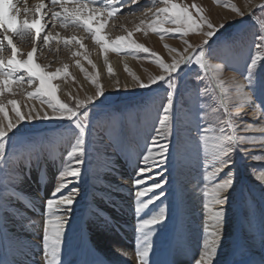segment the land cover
<instances>
[{"label": "rangeland", "instance_id": "rangeland-1", "mask_svg": "<svg viewBox=\"0 0 264 264\" xmlns=\"http://www.w3.org/2000/svg\"><path fill=\"white\" fill-rule=\"evenodd\" d=\"M170 2L188 7L194 15L199 11L216 27L225 23V26L213 38V49L224 42L231 44L228 68L222 72L214 73L209 69L205 73L196 66H183L176 74L178 86L174 97L173 134L168 157L162 168L155 170L163 173L161 180L166 183L160 190L162 198L141 216V219L147 218L157 212L161 206H166L167 219L162 228L167 231V229L170 230L169 227H174L172 235L176 236L182 232V223L185 220L189 221L191 216L197 215L203 229L205 226L204 197L200 191L204 184L202 178L204 155L196 141L198 137L194 134V131L199 130L201 111L206 113V122L214 124L217 115L223 111L220 107L222 100L232 109V104L229 101L234 99L235 95L233 78L236 82H245V78L249 79L245 91L250 92L254 103L264 110V48L257 49L255 47L258 42L257 38L264 35V27H262L264 25V8L259 7L264 4V0H170ZM3 3L4 0H0V13L3 10ZM13 3L17 6L20 16L29 20L34 18L37 4L45 5L42 16L46 28L36 41L35 58L36 62L45 67L48 72H55L57 69L67 66L68 76L64 77L62 74L60 78L53 81L61 102L74 105L76 99L82 102L86 101L87 97L92 96L96 91L93 79L104 89V96L95 102V106L89 105L91 108L90 117L95 125L94 132L92 128L89 129L92 132L89 139L95 141L94 146L97 153L94 155L93 161L91 159L85 161L79 183L69 184L68 188H65L61 193V195L67 194L72 188L79 190V195L72 205L76 211L70 213V220L81 218L86 223L97 222L99 224L98 221L102 222L103 217H110V219H115L117 215L122 217L118 209L121 210V206H127L131 207L133 218L131 221H136L132 180L136 175L137 168L142 166L141 157L146 152L155 127L158 126L162 105L166 102L167 89L163 85H154L152 88H138L134 85L136 80L147 83L150 77L158 76L161 70L144 53L125 51L118 54L111 50L107 53L102 52L100 46L96 45L82 29H74L71 26L66 28L63 26L62 19H52V12L58 11L59 8L53 9L51 0H13ZM106 3L107 0H96V5L93 6H102ZM121 5L120 13L107 19L102 30L110 41L132 33V39L136 43L159 55L165 63H171L174 57L179 58L177 54L182 53L187 44L196 47L203 42L204 37L198 32L189 33L184 37L167 33L162 39L159 34L148 29L147 25L153 19V12L149 10L164 7L161 0H138L135 5L124 4L121 0ZM233 7L243 12L244 16H238L237 12L232 10ZM25 8L28 9L27 14L24 12ZM143 12H148V16H143ZM249 13L252 14L249 15ZM203 31H207V28H204ZM47 33L52 34L53 40L48 45H44L43 35ZM73 36L81 40L82 48L75 43L68 45L63 43L66 39L71 40ZM13 40L21 54L18 58L26 59L27 54L32 51V40L19 36L13 37ZM169 49L173 51H169ZM3 55L7 59L10 50H6ZM251 57H259V59L257 67L253 69V73L249 74L248 65ZM77 61H79V67ZM217 62L215 59L207 61L213 65ZM81 68L84 70L81 71ZM109 68H111V72H109ZM198 74L205 75L207 78L200 81L196 78ZM117 84L120 86L119 90L116 88ZM125 85L128 86L127 89ZM30 91H34V87L29 88L25 85L21 88L19 85H13V92H6L3 100L6 105L8 100H16L22 111L27 110L24 105L35 107L37 110L43 107L45 111H50L46 105L42 106L39 100L28 98L27 93ZM154 100L156 103L153 105L151 103ZM200 104H203L202 109L198 107ZM7 111L9 118L14 119L10 106L7 107ZM257 111L252 105H246L240 110V115L234 118L238 137L246 136L257 139L241 143L240 148L247 149V151L236 149L231 156L230 168L225 169V171L234 173V183L225 204L224 235L221 241L230 247L227 242H229V238L234 240L232 235L234 238L235 235H238L239 242L241 240L242 243L250 239L253 243L258 242L256 245L258 250L254 252V255L264 256L262 254L264 253V239H262V234H264V184L257 179V176L264 175V132L241 130L245 127L243 122L264 126V116L253 114ZM114 115L122 116V121L119 136L112 141L110 119ZM0 119L3 117L0 116ZM194 124L197 125L196 128H194ZM74 131L71 122L63 120L25 122L14 130L11 143L6 146V151L11 152L13 148H16L18 154L13 161V167L16 171L22 172L23 179L15 184L17 194L7 201V209L0 212V216H2L0 217V259H2V255L10 253V249L7 250L4 241L7 237L3 228V220L8 215L10 217L19 216L17 213L20 212V208L42 218V223L39 225L41 226L40 238L42 239L44 201L52 195L53 190L60 183L59 175L67 163L68 153L75 146ZM28 146H35L32 149L31 159H29V153L26 150ZM92 165L93 170L90 172ZM117 169L122 170L121 175H116ZM46 176L50 178L48 197L42 198L37 206V212L34 213L31 206L27 205L28 196H36L34 193L39 190L37 184L39 181H43ZM152 182L148 181V183ZM25 183L30 187V193L26 192ZM125 184L129 185L128 190H123ZM119 188L122 191L120 194L117 191ZM189 192L194 198L192 204L196 206L191 210L185 208V200L187 197L189 198ZM90 205L99 209L103 217L93 213L92 218H87ZM178 221L180 222L178 223ZM115 226H112L113 230L120 231V226L117 224ZM86 228L88 233L92 232L91 228L88 226ZM123 235L126 236L124 233ZM199 237L201 239H198V247H201L202 250L205 231L203 234H199ZM177 239L175 238L174 245L178 243ZM132 240L136 241L135 228ZM179 242H182L183 246L188 244L186 240ZM40 246L39 252L35 253L33 258L29 256L27 261L34 260L35 257L43 258L42 244ZM132 248V255L135 263L138 264L134 252L136 246ZM88 251L90 252L89 249ZM97 260L99 258L92 260L90 264H96ZM100 260L102 264H105L106 260L105 262L103 258ZM88 261L83 257L75 259L67 254L61 257V264H82L84 262L87 264ZM242 262L247 264L262 263V261L256 262L255 258H251L249 254L242 258ZM16 263L15 261L10 262V264Z\"/></svg>", "mask_w": 264, "mask_h": 264}, {"label": "snow or ice", "instance_id": "snow-or-ice-1", "mask_svg": "<svg viewBox=\"0 0 264 264\" xmlns=\"http://www.w3.org/2000/svg\"><path fill=\"white\" fill-rule=\"evenodd\" d=\"M138 0H123L124 4L135 5ZM164 7H156L150 9L153 12L152 22L147 25L154 33L164 38V35L171 33L173 36L184 37L192 32H198L203 35L204 39L200 45L193 47L187 44L182 53H178L179 58L174 57L171 63H165L159 55L152 52L147 47L136 43L132 39V33L127 36L118 37L115 40H109L102 30L105 27L107 19L114 17L121 10V0H107L102 6L96 5V0H51L53 9L59 8L58 11L52 12V19H62L64 27H73L74 29H82L87 33L96 45H99L102 52L107 53L109 50L115 53L125 51L133 53H144L151 58L152 62L158 65L160 74L150 77L147 83L136 80L134 87L152 88L154 85H163L167 89L166 102L163 103L161 115L158 120V126L154 129L145 154L141 157V165L136 170V175L132 180L133 196H134V213L136 215V223L134 225L136 232V259L138 264H152L151 256L154 250L153 238L156 236L157 227L163 225L167 219V208L161 206L157 212L149 215L147 218L141 219L142 213L154 205L157 200L162 198L160 190L164 187L166 181H162L163 173L157 172L166 163L171 136L173 134V110L175 91L178 86L176 74L183 66H196L203 72L207 73L211 69L214 73H220L228 68L229 52L231 44L224 42L215 49L212 47L213 38L217 32L225 26L221 23L219 27L210 23L203 15L193 11L188 7L172 3L170 0H161ZM264 8V4L259 5ZM45 8L43 3L37 4L35 8L34 18L21 20L20 12L13 0H4L3 10L0 13V212L7 209V201L16 196L15 184L23 179L22 172L16 171L13 167V161L17 156L16 148L11 152L6 151V146L10 145L14 130L22 123H31L36 120H52V121H69L74 127L73 135H75V146L67 156V163L63 167L59 178L60 183L53 190L52 195L44 201L43 225H42V249L44 264H61L63 247L65 244V235L67 226L70 221V213L72 205L79 195V190L72 188L67 194H62L69 184H78L81 173L83 171L85 161L91 159L97 153L95 141L89 139L92 128L95 125L90 117L91 108L89 105L95 106V102L104 96V89L96 83V91L87 100L82 102L76 99L74 105L61 102L57 96V88L53 81L68 76V68L57 69L55 72H48L34 60L37 51L35 44L46 28L43 20L42 10ZM195 8V5H193ZM240 17L244 16L243 12L234 8ZM27 14L28 9H24ZM252 13H249L251 15ZM143 16H148V12H143ZM228 23V22H226ZM171 26V27H169ZM264 27V25H262ZM207 28V31H203ZM28 37L32 40V51L27 54L26 59L18 58L21 55L14 43L13 37ZM53 40L51 33L43 35L44 45H48ZM255 47L257 49L264 48V35L257 38ZM65 45L75 43L83 47L81 40L72 37L71 40H64ZM167 47V46H166ZM191 49V51H190ZM10 50V55L5 59L3 53ZM169 51H173L169 49ZM76 55L77 53H73ZM209 59H215L218 62L213 64L207 63ZM259 57H251L248 65L249 74L253 73V69L257 67ZM91 63V61H89ZM79 67V61H77ZM84 69L81 68V71ZM111 72V68H109ZM198 80L203 81L207 77L198 74ZM246 82V83H245ZM245 82H236L233 78L234 99L230 100L232 109L227 103L221 102L220 107L223 111L217 115L214 124L206 122V113L201 111L199 115V130L194 131L198 137L197 143L199 149L203 151L204 162L203 168V187L200 188L204 197V210L206 213V221L204 226L205 242L200 258L196 264H213L216 259L219 242L223 238V221L225 215V204L228 200V194L234 183V173L225 171L231 165V156L236 149L246 152L247 149L240 148V144L251 142L257 138L236 135V127L234 118L240 115V110L246 105H252L259 114L264 116V110L256 105L252 100L250 92L245 91L249 83V79L245 78ZM13 85H19L23 88L25 85L29 88L34 87V91L27 93L28 98L39 100L41 105H46L50 111H45L43 107L37 110L35 107L24 105L27 109L22 111L16 100H8L5 104L3 97L5 93L13 92ZM119 84L116 85L119 90ZM127 85L125 88L127 89ZM223 87V86H222ZM206 91V89H205ZM199 93L197 92V95ZM227 95V93H226ZM154 100L151 104H155ZM10 106L14 119L8 116L7 107ZM203 108V104L198 105ZM122 116H112L110 119V136L112 141L119 136L121 129ZM245 127L242 131H261L264 132V126H256L247 122H243ZM197 125L194 124V128ZM11 133V135H9ZM35 146H28L26 150L31 159L32 149ZM93 165L90 167V172ZM151 173L152 175H148ZM224 175L221 176L220 174ZM72 178V179H68ZM257 179L264 184V175L257 176ZM153 181L148 183V181ZM152 194V195H149ZM145 197H148L146 200ZM103 217V214L95 206L90 205L87 218H92V214ZM2 217V216H0ZM105 225H112V221L108 217H103ZM36 224V221H31ZM264 239V234H262ZM123 253V250L117 249ZM247 255V246L244 243L239 244L234 251V264H242V258ZM0 264H5L0 259ZM96 264H102L97 261Z\"/></svg>", "mask_w": 264, "mask_h": 264}, {"label": "bare ground", "instance_id": "bare-ground-1", "mask_svg": "<svg viewBox=\"0 0 264 264\" xmlns=\"http://www.w3.org/2000/svg\"><path fill=\"white\" fill-rule=\"evenodd\" d=\"M20 19L23 20V17L20 16ZM34 60L36 62L35 55ZM121 171V169H117L116 175H121ZM49 182L50 178L46 176L43 181L38 182L37 187L39 190L38 192L34 193L36 196H28V202L26 201L28 203L27 205L31 206V209L34 211V213L37 212V206H39L42 198L47 196V192H49ZM25 184V190L26 192H29L30 187L27 185V183ZM124 186L125 187L123 190H128L129 185L125 184ZM117 191L119 194L122 193L120 188ZM193 200L194 198L192 195H190L189 198L187 197L185 200V208L187 207L188 210H191V208L194 209L196 206L192 204ZM114 205L117 206L116 204ZM120 208L121 210L118 209V211L119 214L121 212L122 217L117 215L115 219H111V221L114 222L112 225H105L103 218L102 222L98 221L99 224H97V222L94 224L91 222L86 223L82 221L81 218H73V220H70L65 235V244L63 247L62 257L66 254L69 256L71 255L75 259L76 257H83L87 259V261L89 259L87 264H90L92 260L96 258H99V261H101L100 259L103 258V261L105 262L106 260L107 264H136L132 255V247L136 246V241L132 240V234L134 233L133 225H135L136 221H131L133 219L130 209L131 207L128 208L127 206H121ZM20 209V212L17 213L19 216L10 217V215H8L5 219L3 218V228L5 230V236L7 237L4 241L6 247L8 248L7 250L10 249V253L8 252L7 255H2V259L5 261V264H10L12 261H15V263L17 261L18 264H43L44 260L41 257H35L34 260L27 261L28 257L35 256V253L39 252L41 247V226L39 225L42 223V218L38 217L37 214H31L29 212L23 211V208ZM74 210L75 209L72 208V212H74ZM124 216H126V218H124ZM31 221H36V224H31ZM179 222L180 221H178V223ZM115 224L120 226V231H118V229L113 230L112 226H115ZM86 226L92 229L91 233H88ZM181 226L182 232L180 234L178 233L176 236L172 235L174 233V227H169L170 230L167 229V231L163 230L162 225L157 227L156 236L153 238L154 250L151 256L152 264H196L200 258L199 254L202 253L203 250H201V247H198L199 240L201 239L199 234H203L204 229L202 228L197 215L193 217L191 216L189 221L185 220ZM123 233L126 234V236H124ZM175 238H178V243H176V245H174ZM232 238L234 239L233 241L229 238V242H227L230 244V247L224 244L223 241L219 242V248L217 250L216 259L213 261V264H234V251L236 247L243 241L241 242L240 240L239 242L240 237L238 235H235V238L234 235H232ZM181 240H186L188 244L183 246L182 242H179ZM244 244L248 245L247 254H249L251 258L254 257L256 262L259 263L262 261L260 264H264V256H258L257 254L254 255V252H257L258 250L256 248L258 242L253 243L252 240L248 239V241H244ZM117 249L123 250V253L125 254H121V252H118ZM73 251L75 253H71ZM227 251L231 252L229 253ZM242 264L247 263L242 262Z\"/></svg>", "mask_w": 264, "mask_h": 264}]
</instances>
